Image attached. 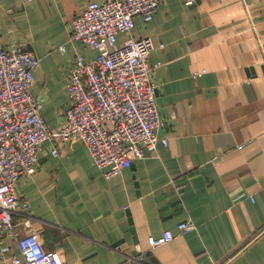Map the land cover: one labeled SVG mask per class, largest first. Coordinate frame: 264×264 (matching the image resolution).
Listing matches in <instances>:
<instances>
[{
    "label": "crops",
    "instance_id": "obj_1",
    "mask_svg": "<svg viewBox=\"0 0 264 264\" xmlns=\"http://www.w3.org/2000/svg\"><path fill=\"white\" fill-rule=\"evenodd\" d=\"M93 1L0 0V45L41 59L32 93L52 128L65 121L76 56L98 54L69 39ZM186 2L163 0L150 19L135 17L132 33L156 45L149 63L159 64L152 80L168 144L108 178L81 141H59L55 155L48 140L36 172L17 183L42 245L65 264H264V0ZM186 219L195 230L180 231ZM165 230L175 238L152 249L149 237ZM6 245L7 261L21 262L15 242Z\"/></svg>",
    "mask_w": 264,
    "mask_h": 264
},
{
    "label": "built area",
    "instance_id": "obj_2",
    "mask_svg": "<svg viewBox=\"0 0 264 264\" xmlns=\"http://www.w3.org/2000/svg\"><path fill=\"white\" fill-rule=\"evenodd\" d=\"M162 2L96 0L72 20L69 39L98 54L92 60L76 56L67 83L70 105L59 128L48 125L44 101L32 93L41 59L23 44L0 45V264H65L59 250L44 248L39 231L30 224V205L16 191L22 177L36 172L46 141H53L55 155L59 141H81L108 178L143 157L145 149L155 151L160 142L168 144V138L160 135L167 124L160 116L152 80L159 64L149 63L156 45L151 38L132 35L135 17L150 19ZM120 34L128 35L122 45ZM16 215L27 216L21 227L14 222ZM178 227L181 232L196 229L191 219ZM174 238L165 230L160 237L150 236L149 242L155 249ZM7 239L17 245L21 262L7 261Z\"/></svg>",
    "mask_w": 264,
    "mask_h": 264
},
{
    "label": "water",
    "instance_id": "obj_3",
    "mask_svg": "<svg viewBox=\"0 0 264 264\" xmlns=\"http://www.w3.org/2000/svg\"><path fill=\"white\" fill-rule=\"evenodd\" d=\"M116 245H118V244H116Z\"/></svg>",
    "mask_w": 264,
    "mask_h": 264
}]
</instances>
